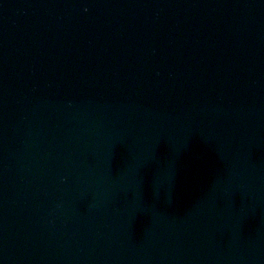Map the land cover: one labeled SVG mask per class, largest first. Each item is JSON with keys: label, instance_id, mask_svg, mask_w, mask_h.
I'll return each mask as SVG.
<instances>
[{"label": "water", "instance_id": "95a60500", "mask_svg": "<svg viewBox=\"0 0 264 264\" xmlns=\"http://www.w3.org/2000/svg\"><path fill=\"white\" fill-rule=\"evenodd\" d=\"M0 264H264V0H0Z\"/></svg>", "mask_w": 264, "mask_h": 264}]
</instances>
